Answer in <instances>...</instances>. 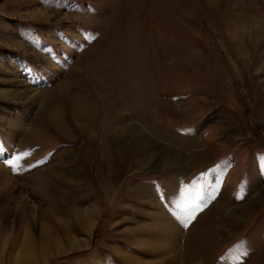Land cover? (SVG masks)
<instances>
[{"label": "rangeland", "instance_id": "obj_1", "mask_svg": "<svg viewBox=\"0 0 264 264\" xmlns=\"http://www.w3.org/2000/svg\"><path fill=\"white\" fill-rule=\"evenodd\" d=\"M26 262L264 264V0H0V264Z\"/></svg>", "mask_w": 264, "mask_h": 264}, {"label": "bare ground", "instance_id": "obj_2", "mask_svg": "<svg viewBox=\"0 0 264 264\" xmlns=\"http://www.w3.org/2000/svg\"><path fill=\"white\" fill-rule=\"evenodd\" d=\"M245 26V25H244ZM242 27H239V29H236L234 32H238L237 30H240ZM243 29V28H242ZM233 32V34L235 35L236 33H234ZM231 33V32H230ZM232 35V34H231ZM100 64V63H99ZM64 87V86H63ZM61 90V89H60ZM79 97L80 96H77V95H75L74 93H72V92H69L68 90H64L63 91V95H62V98H64V100H65V102L68 104V113L70 114V116H71V118H72V120L75 122V123H77V126H79V127H81L80 126V124H79V121L80 120H83L84 118H82V117H84V115H83V113H84V110L86 109V108H88V103H85L82 99H79ZM151 102V101H150ZM76 105H78L79 107H77L76 108ZM45 111H48V109L47 110H45ZM91 112V111H90ZM47 115H49L51 118H53L54 116H57V114L53 111V110H49V112H47L46 113ZM85 122V121H84ZM54 124H55V126H56V128L58 129H60V128H63L62 127V120H61V118L59 117V116H57L56 118H54ZM76 126V125H75ZM127 127H126V129L128 130V132L131 134L132 133V128L127 124L126 125ZM82 128V127H81ZM84 129V128H83ZM63 129H61V131H62ZM127 133V132H126ZM64 134V133H63ZM148 145V144H147ZM154 146V145H153ZM144 149H148V150H152L153 148L150 146V145H148V147L146 146V147H144ZM173 153V151L172 150H167L166 151V154H172ZM178 165V164H177ZM66 172H69V168H67L66 170H65ZM74 171V170H73ZM73 171H71V172H73ZM48 174H49V179H45L46 181H52V180H57L58 178H59V176H58V174H57V172H55V171H53V170H50L49 172H48ZM78 174V173H77ZM62 177V176H61ZM49 182V183H50ZM53 182V181H52ZM51 182V183H52ZM56 184V183H55ZM3 190V189H2ZM17 195H19V197H20V194H17ZM21 200V199H20ZM149 200H152V197H150L149 196ZM18 201V200H17ZM23 201V200H22ZM19 202V201H18ZM3 204V203H2ZM17 205V204H16ZM19 205V204H18ZM20 205H21V203H20ZM23 205V204H22ZM8 208V207H7ZM17 208H19L20 209V207L18 206V207H16V209ZM21 208H22V206H21ZM13 209V208H12ZM8 210V209H7ZM9 210H10V208H9ZM14 210V209H13ZM88 212H90L89 211V209H85L84 211H79V210H74V212H73V214H74V216H75V218H77V220L78 221H80V223L82 222H86L85 220H86V213H88ZM96 213V212H95ZM88 221H89V219H88ZM89 223V222H88ZM41 229H43V228H41ZM46 229V228H45ZM59 230V229H58ZM46 231V230H45ZM47 232V231H46ZM65 233V234H64ZM42 234V233H41ZM62 234L64 235V236H67V231H66V229H63L62 230ZM54 236L55 235H53V234H50V233H45L44 232V230H43V234H42V236H41V238H40V242H39V244L36 246L37 247V251H39V252H43L44 251V249H45V246H46V244H50V243H52V242H54V240H55V238H54ZM39 237H40V235H39ZM4 242V241H3ZM5 244V243H4ZM53 245V244H52ZM3 246V245H2ZM29 246V245H28ZM27 248H29V247H27ZM31 248V247H30ZM49 250V248H47L46 247V250ZM30 250V249H29ZM28 250V251H29ZM48 250H47V252H48ZM23 251V250H22ZM23 252H27V250L26 251H23ZM45 252V251H44ZM43 252V253H44ZM21 253V252H20ZM23 254V253H22ZM27 254H29V253H27ZM40 254H42V253H40ZM47 254V253H46ZM25 256V255H24ZM28 256V255H27ZM27 256H25V257H27ZM42 256V255H41ZM44 256V255H43ZM19 257H21V256H19ZM23 257V256H22ZM44 257H46V256H44ZM14 259V258H13ZM17 259H19V258H17ZM27 259V258H26ZM15 260H16V258H15ZM22 260V259H21ZM31 260V259H30ZM13 261V260H12ZM23 262H25L24 261V258H23V260H22ZM14 262V261H13ZM19 263H20V260L18 261ZM22 264V263H21ZM25 264H27V262L25 263ZM175 264V263H174Z\"/></svg>", "mask_w": 264, "mask_h": 264}]
</instances>
